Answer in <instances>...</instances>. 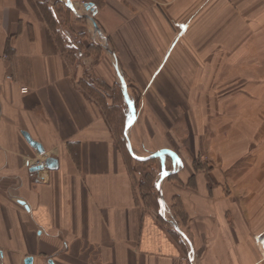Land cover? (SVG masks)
<instances>
[{
	"label": "crops",
	"instance_id": "crops-1",
	"mask_svg": "<svg viewBox=\"0 0 264 264\" xmlns=\"http://www.w3.org/2000/svg\"><path fill=\"white\" fill-rule=\"evenodd\" d=\"M80 1L97 6L125 80L144 74L152 89L198 73L196 128L183 155L158 161L165 205L157 185L145 197V163L88 91L111 85L114 58L72 59L57 12H42L60 0H0L1 263L264 264V0ZM48 157L57 168L31 171ZM168 209L189 242L170 231Z\"/></svg>",
	"mask_w": 264,
	"mask_h": 264
},
{
	"label": "rangeland",
	"instance_id": "rangeland-1",
	"mask_svg": "<svg viewBox=\"0 0 264 264\" xmlns=\"http://www.w3.org/2000/svg\"><path fill=\"white\" fill-rule=\"evenodd\" d=\"M60 1L56 9H48L47 12L43 11V8L41 10L43 9L42 12L47 19L53 17V11L57 12V22L54 21L52 23L51 21V23L54 27L59 25L56 29L57 32L62 34V47L68 51L72 59H81L83 52L87 53V55L93 52L92 56L96 60L103 55L109 56V53L104 48L106 45L105 40L100 38L93 21L88 18V16L92 15V12L87 10L84 4L90 1L74 0L76 2L75 9L81 15L79 17L68 6V0ZM113 73L114 79L111 81V85L98 83L97 81H102L90 72H87V76L85 73L83 81L87 80L89 84L97 82L96 88H88V91L91 90V92L95 93L94 95L100 98L99 101L104 104L105 110L107 109L106 111H108L113 120V125L119 130L123 145L130 155L128 141L124 132L129 122L131 110L124 97L125 93L118 73L117 71ZM121 75L123 76V74ZM165 75L168 78L172 76L170 73ZM177 75L179 74H175L174 78L178 80L177 83L164 78L158 83L156 88L147 89L141 87L144 84L141 81L142 77H144V80L146 79L144 74L137 75L132 72L126 74L128 95L133 109L128 137L132 144L137 145L134 152L139 157L145 158L154 152L165 149L175 151V154L179 157V154H184L185 145L191 143L192 131L196 128L197 123L193 120V110L189 100L190 97L192 98L195 95V92H198V89H189L188 85L198 73L194 76L193 72H185L180 74L178 78ZM233 80L239 81V84H241V82L246 81V78L234 77ZM207 91L213 96L217 95V93L220 95L222 89L212 88ZM169 156L171 159L174 157V155ZM130 157L133 159L131 155ZM162 160L163 157H158L154 159L153 163L144 164L141 167L143 178L151 175V171L155 172L153 177L156 180L151 181L148 178L146 182V188L149 191L152 190L154 184L155 186L158 184L157 179H160L161 173L158 161L161 162ZM154 191L156 192L155 189ZM151 196L153 197V195Z\"/></svg>",
	"mask_w": 264,
	"mask_h": 264
},
{
	"label": "water",
	"instance_id": "water-1",
	"mask_svg": "<svg viewBox=\"0 0 264 264\" xmlns=\"http://www.w3.org/2000/svg\"><path fill=\"white\" fill-rule=\"evenodd\" d=\"M69 5L71 7V9L76 13V10L74 9V5H73V2L71 0H69ZM86 9L91 11L92 12V15L91 16H88L89 19H91L95 25V27L98 29V31H100V28L96 22V20L94 19L95 15H96V12L98 10L97 6L93 3V2H87L84 4ZM81 16V15H80ZM105 50L114 58V61H115V64H116V70H117V73H118V76L121 80V83L123 85V89H124V93H125V99L127 101V103L129 104V107H130V110H131V115H130V118H129V122L127 123V126H126V132H125V136L127 138V141H128V147H129V150L131 152V154L137 159V160H141V161H144V160H149V159H152V158H158V157H163L166 153L168 152H171L170 150H161V151H157V152H154L152 154H150L149 156L145 157V158H139L135 152H134V149H133V145H132V142L130 141L129 137H128V129L131 125V117H132V105L130 103V100H129V95H128V88H127V84H126V80L124 78V76L121 75V72H120V68H119V62H118V58L116 56V53L114 50H112L109 46V44L107 43L106 41V45L104 46ZM135 117V115H134ZM25 138L28 140V142L42 155L45 153V149L44 147L42 146L41 143L35 141L30 135L28 132H23ZM174 153V152H173ZM175 154V153H174ZM176 155V154H175ZM178 157V155H176ZM49 168V169H55L58 167L57 165V160L52 158V157H48L46 158L45 162L43 164H39V165H36V166H33L31 168V171H34V172H37L41 169H44V168ZM166 175V174H165ZM165 175H162V178L165 177ZM157 190H158V195H159V199H160V202L161 204L164 206L165 205V202L162 198V192H161V180H159L158 184H157ZM168 212V215L170 216L169 217V221L170 223L174 226V228L176 229V231L179 233V235L181 236V238L183 239V241L185 243L189 242L184 231L182 230V228L180 227V225L178 224V222L176 221V219L174 218V216L172 215L171 211L168 209L167 210ZM33 262V259L31 257H28L26 258V264H32Z\"/></svg>",
	"mask_w": 264,
	"mask_h": 264
},
{
	"label": "trees",
	"instance_id": "trees-1",
	"mask_svg": "<svg viewBox=\"0 0 264 264\" xmlns=\"http://www.w3.org/2000/svg\"><path fill=\"white\" fill-rule=\"evenodd\" d=\"M129 88H130V86H129ZM154 159H157V158H152V159H149V160H144V161H141V162H144L145 164H150V163H153V161H154ZM155 163V162H154ZM152 172V174L151 175H147L145 178H142V187H143V194H144V196L145 197H147V195H149L150 196V194L151 195H153L154 194V189L156 190V186H155V184L153 185V187H152V190L151 191H149V189H147L146 187H147V180H148V178L149 179H151V181H155L156 180V178L155 177H153L154 175H155V172H153V171H151ZM144 187H145V190H144ZM179 206V205H178ZM182 209H181V206L180 207H176V212H175V214L179 217V215H180V217H181V215H182ZM177 217V218H178ZM179 217V218H180ZM178 218V222H179V224L181 225V219H179ZM169 228L171 229L170 231L174 234V235H176V236H178V234H177V232H176V230L169 224Z\"/></svg>",
	"mask_w": 264,
	"mask_h": 264
},
{
	"label": "built area",
	"instance_id": "built-area-1",
	"mask_svg": "<svg viewBox=\"0 0 264 264\" xmlns=\"http://www.w3.org/2000/svg\"><path fill=\"white\" fill-rule=\"evenodd\" d=\"M8 78H9V79H11V77H10V76H8ZM21 91H22V93H24V94H25V93H27V92H28V88L24 87V88H22V89H21ZM36 165H39V163H37V164H35V165H33V166H36ZM33 166H32V167H33ZM0 264H2V263H1V258H0Z\"/></svg>",
	"mask_w": 264,
	"mask_h": 264
}]
</instances>
